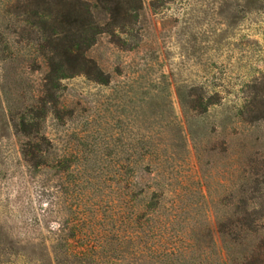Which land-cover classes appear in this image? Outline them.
<instances>
[{
    "label": "rangeland",
    "instance_id": "1",
    "mask_svg": "<svg viewBox=\"0 0 264 264\" xmlns=\"http://www.w3.org/2000/svg\"><path fill=\"white\" fill-rule=\"evenodd\" d=\"M62 5L91 12L85 71ZM242 221L264 233V0H0V264H234Z\"/></svg>",
    "mask_w": 264,
    "mask_h": 264
},
{
    "label": "trees",
    "instance_id": "2",
    "mask_svg": "<svg viewBox=\"0 0 264 264\" xmlns=\"http://www.w3.org/2000/svg\"><path fill=\"white\" fill-rule=\"evenodd\" d=\"M60 7L50 14L52 22L60 31L58 33L60 36L58 47L62 48L63 55L59 59L61 64L64 63L74 71L76 65L87 62L84 53L80 52L76 47L78 45L77 42L82 39V35L86 31V20L90 18L91 12L88 9L85 12H81L72 5H62ZM75 71L81 72L85 70ZM237 223L238 225H233L230 231L234 229L239 235H244L241 240L238 239L234 243L244 247L245 255L234 262V264H258L261 262L264 264V260L261 261L260 259L262 258L261 256H264V233L260 234L258 231L260 227L258 228L254 221L251 225L245 224L243 221ZM261 229L263 228L261 227Z\"/></svg>",
    "mask_w": 264,
    "mask_h": 264
}]
</instances>
